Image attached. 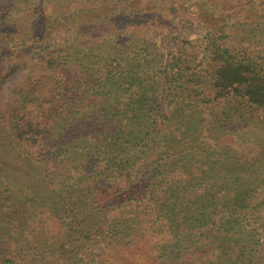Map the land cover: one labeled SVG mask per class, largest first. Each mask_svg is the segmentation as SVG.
<instances>
[{
	"label": "trees",
	"instance_id": "16d2710c",
	"mask_svg": "<svg viewBox=\"0 0 264 264\" xmlns=\"http://www.w3.org/2000/svg\"><path fill=\"white\" fill-rule=\"evenodd\" d=\"M256 38L264 0H0V264H264Z\"/></svg>",
	"mask_w": 264,
	"mask_h": 264
},
{
	"label": "rangeland",
	"instance_id": "374dc122",
	"mask_svg": "<svg viewBox=\"0 0 264 264\" xmlns=\"http://www.w3.org/2000/svg\"><path fill=\"white\" fill-rule=\"evenodd\" d=\"M190 31H191V26H190V24H187L185 26V28L183 29V31L179 32L180 38L181 37L186 38L185 42H186L187 47L191 46V45H196V43H202V44L205 43V40L202 39L203 37L198 39L197 36L195 35V33L190 32ZM243 38H245L244 34L243 35H240V33L237 35L233 34V36L228 37L225 41H221L218 39H212L211 38V39H209V44H211L212 41H214L216 44L222 46L223 48L224 47H232L234 49H237V51L242 52V51H244L243 49L245 47L250 45V43L248 41H242ZM191 40H192V42H191ZM257 40H258V38H256L254 43H252V45L250 46V48H249L250 51L258 52L261 49H264V44L258 45ZM204 48H205V45H203L200 48V50H202ZM136 264H147V263H146V261H141L139 263L136 262Z\"/></svg>",
	"mask_w": 264,
	"mask_h": 264
}]
</instances>
